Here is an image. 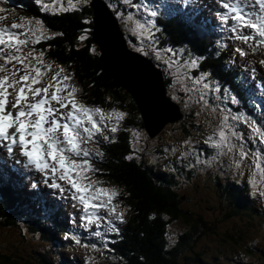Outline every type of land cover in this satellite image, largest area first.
Here are the masks:
<instances>
[{
	"label": "trees",
	"instance_id": "obj_1",
	"mask_svg": "<svg viewBox=\"0 0 264 264\" xmlns=\"http://www.w3.org/2000/svg\"><path fill=\"white\" fill-rule=\"evenodd\" d=\"M169 2L175 0H166L158 7L157 12L155 11L156 16L160 19L163 16L165 19L161 22L164 23L163 31L159 27V32L156 30L157 34H154L159 48L171 49L181 53L183 57L197 60L195 71L205 73L220 85L227 95L233 96L229 104L235 105V108L243 104L249 107V98L252 99L255 93H259V89L258 86L250 84L247 76L238 67L240 64L236 55L239 53L230 54L232 42L227 38V26L195 23L183 11H175L169 16ZM150 4L153 3L149 2L145 7L151 8ZM32 10L34 13L19 12V15L39 20L52 33L32 48L43 52L44 58L58 62L65 69L64 74L70 76L73 86L78 89L76 98L79 103L89 108L119 109L126 114L117 126V132L109 135V140H103L102 137L92 140L91 145L94 144L96 149L95 153L89 156L95 171L88 174L98 178L100 182L114 183L121 189L112 202L123 210V222L118 220L115 226L117 231L106 232V238L102 242L97 240L99 244H104L106 252L113 255L111 264H187V258L190 264H200L203 257L201 255L200 258L193 251V247L198 245L201 237L215 230L212 226L215 223L210 222L209 226L202 214L182 205L183 196L187 199L189 193L182 188L178 180L181 177L189 182L194 175L192 169H188L182 162L170 161L173 168L167 170L165 166L158 168L155 163L137 160L131 156L130 131L133 128L145 129L144 122L135 100L116 82L112 73L100 61L99 48L92 39L93 8L87 2L79 4V7L73 10L59 13L44 12L35 5ZM166 14L169 17H166ZM83 35L85 38L81 40L80 36ZM150 51L148 48L146 53ZM243 52L247 55L255 54L251 49ZM150 57L156 68L167 75L163 81L168 96L167 87L172 77L165 71L164 65L158 61L155 54L152 53ZM256 103L253 102V106ZM259 106L260 104L256 107ZM158 135L159 133L154 137ZM160 148L155 149L163 152ZM97 150L102 156L96 155ZM200 151L211 154L216 150L213 152L206 145L204 149L197 147L195 152ZM246 186V183L239 184L229 175L218 184L220 210L222 211L225 205V218L232 213V216H241L243 213L244 216L250 217L254 214L255 217L259 215L264 218L263 210L257 206L254 196L246 193ZM20 196L22 195L11 187L0 192V226H18L23 223L31 232L39 233L43 237L49 234L50 240L56 232L59 235L70 234V225L67 223L69 217L62 218L67 210H64L65 203L60 196H56L53 201L45 199L46 194L39 192V197L32 204L34 208L27 203L23 206ZM70 219L73 221L72 216ZM48 222L54 229L45 226ZM175 222L182 227L177 230L180 232L175 242L169 244L170 237L177 233L173 229ZM79 231L83 237H88L90 242L95 240V234L88 233L80 225ZM75 236L80 239L77 234ZM222 237L225 238L224 235ZM227 237L232 238L229 235ZM238 241L239 238L236 243ZM250 247L248 246L249 250L253 248ZM42 258L44 257L39 255V264H51L49 260ZM2 262L26 263L18 256H4Z\"/></svg>",
	"mask_w": 264,
	"mask_h": 264
},
{
	"label": "rangeland",
	"instance_id": "obj_2",
	"mask_svg": "<svg viewBox=\"0 0 264 264\" xmlns=\"http://www.w3.org/2000/svg\"><path fill=\"white\" fill-rule=\"evenodd\" d=\"M88 1L92 3L95 2V0H87V2ZM107 1L114 10H118L116 14L118 19L116 18L115 21V15L111 17L109 14H102L98 11L95 16L97 22L99 18L103 20L104 24H110L111 21L114 20L117 24V28L118 26L121 28V30H117L120 32L121 38L119 37V39H123L125 47L131 51L134 50L143 54L144 56L142 57L150 60L153 67L156 68L150 57L152 53L155 54L158 61L164 65L165 71L172 77L167 87L168 96L178 104L179 110H177V112L180 111L178 112L177 120L175 119V121L164 124L162 126L163 128L161 127L162 129L158 132L159 135L157 137H150L144 128L131 129V156L137 160L143 159L149 163H155L158 168L165 166L167 170L173 168V164H171L170 161L182 162L188 169H192L194 175L193 178L190 179L191 181L189 180V182H186L187 180L181 177L179 180L177 179L182 188L189 193L187 199L183 196L182 199L184 200L182 205L186 209L197 211V214H202L207 219L209 226H211L210 222L215 223L212 225L215 227V230L201 237L200 241L197 242L198 245H194L193 247V251L196 252L200 258L201 255L203 257L200 259V264H264V218L259 217V215L255 217L254 214H251L250 217L247 215L244 216L243 213L241 216H232V213L228 218H225V205L221 211L220 194L217 189L218 184H221L222 180L228 175L234 178V181H237L239 184L246 183L248 186L246 193L249 194L253 188L255 189L254 198L256 204L263 210L264 214V196L260 195L261 191H264V125H262L264 119L258 118L257 120L254 112L246 110L244 108L246 105L244 104L240 106L237 104L239 108H234V106L229 104L233 96L227 95V93L220 88L221 86L205 73H203L204 77L201 83H195L196 78L200 77L202 72H196L195 70L197 67L191 69L186 66L191 60L195 59L183 57L181 53H177V51L175 52L171 49L159 48L160 46H158L157 40H155L154 35H152L157 26V20L154 16L155 10L142 13L141 9H137L138 7L143 8L147 6V3L140 1V3H142L140 6H136L137 8L135 9H129L133 8V6H129L132 0ZM142 1L156 4L160 0ZM183 1L184 0H182L181 3H183ZM188 1H190L194 9H200L202 13H197L205 18L203 15V5L197 3V1L201 2V0ZM221 1L223 0H210V2H208L210 6L207 7L212 9L209 12L212 18L219 20V18H222L225 14V9L220 5ZM250 1L252 2L253 13L250 9H247L246 16L248 17L247 13H249L251 15L250 19L255 22L257 16H264V11L260 9L256 0ZM82 3L83 2H80V0H41V3L37 4L42 8L43 5H50L47 10H43L49 13H59L65 11L64 9L68 11L78 8L79 4ZM239 3L241 4L242 2ZM206 4L207 2L205 1V5ZM72 5H76V7ZM245 5H248V3L243 1L242 5L239 6L241 11H245V9L242 8ZM13 14L12 10L10 16H4L10 20L11 25H27V22H31L28 24V27H37L35 25V20L13 17ZM4 20L0 21V25L3 24L2 22ZM162 21L163 20L160 19L157 28L160 27L163 31L164 23L161 24ZM229 24H232L233 28L234 24ZM43 28L46 29L47 36L52 35L44 25ZM246 28L251 29L250 27ZM241 29L242 27H236V31H232L230 39H235L233 35L236 34L237 31L245 34V28L243 27L244 30ZM12 30H16L15 33L22 39L26 38L28 35L24 28H12ZM112 30L115 32H112ZM117 30L108 28L113 39L117 35L119 36ZM39 34V31H37V35ZM246 34L251 35L253 33ZM240 41L241 40H238L236 43V49H255V47H251V44L253 42L257 43L255 40H250L249 45L248 42ZM261 45L263 47L264 43H261ZM235 47L231 48V55L234 53ZM148 48L151 49V51L146 53ZM29 50L33 51L34 56L40 53L34 49H29L28 46L24 47L23 51L27 53ZM126 58L127 61H121L126 68L131 65L135 66L132 64L133 62L129 57ZM42 59L43 64L38 66L45 71V76L38 85L40 87L47 86L44 84H48L51 77L59 71V67L52 61L45 59L44 56ZM236 59L238 62L240 61L241 66H248L250 68L255 67V70H258L256 71L255 77L264 84V50L258 49L257 55L247 57L237 54ZM0 64L4 65V71L0 72V76L8 77L5 81L4 91L5 96L8 97L7 99L10 100L14 97L18 89V85L12 84V71L14 68L20 69L15 77L16 80H19V75H22L24 70L21 65L15 62L5 63V61H2ZM48 65L51 67L47 68ZM131 69L134 68L132 67ZM162 75L163 78L167 76L164 72ZM205 83L209 85L207 89L203 87ZM31 99L34 100V98L31 97L28 102L31 101ZM261 101H264V95H262ZM54 107L59 108L57 105H54ZM102 110L111 112L113 108L112 110ZM117 110L121 111L119 109ZM60 111L63 112V110ZM224 117H227V123L231 131L236 132L239 137L238 139L236 136L231 137L232 141L237 146L232 151H229L227 147L220 150L206 143L209 135L215 136L217 129L220 127L221 120ZM93 119L98 122L99 116L93 115ZM259 121H262V123L260 124ZM104 131L106 135L111 133L108 129H104ZM226 131L228 130L226 129ZM184 141H188L189 143L185 144ZM206 145L211 148V151L214 152L216 150L215 153L207 154L203 151L199 153L195 152L197 147L200 146L204 149ZM158 147H161L160 149L163 152L156 151L155 148ZM238 150L244 152L242 159L240 151ZM181 153L185 154L181 155ZM190 157H194L195 159H191ZM5 160L9 164L14 162L13 158H5ZM253 160L260 164L259 169L256 168ZM42 176H44V174L40 173L38 177L39 181L44 185L48 183L49 186V182L52 180L45 183ZM90 181L95 182V187H104L109 190H115L117 193L121 190L111 182L106 184V182H98L96 180ZM84 182L91 183L87 180ZM61 194L65 195V192H61ZM104 199L106 198L101 197L100 200H93L92 204H98ZM112 204L114 203L112 202ZM87 210H91V212L88 213V211L81 209L77 210V213L80 215L81 223L85 226L87 232L96 235L95 240L93 239V246L82 243L74 236H72L71 239H67L62 235L59 239L57 238V245L50 247L42 235L31 232L24 226H0V264H6L2 262L4 256H18L25 260V264H39V255L48 260H52L51 264H110L113 260V255L110 252H106L103 243L99 244L97 240L102 242L106 238L104 234L109 231L110 226L114 225L116 219L108 212L106 207L98 209L90 207ZM117 211L123 213V210L119 207H117ZM230 211L229 209L228 212ZM92 212H95L99 219L96 220L94 218V222L89 223L86 217ZM72 218L76 220V222L79 220L76 214L72 215ZM109 221H111V225ZM181 227L182 225L179 223L175 222L173 224V229H175L177 233L170 237V240H168L169 244L175 242L180 232L177 230L181 229ZM75 231L80 240H88L87 237L81 235L78 229L75 228ZM97 233H99V235H97ZM223 235L225 238L222 237ZM228 235L232 238H228ZM46 236L49 237L50 235L46 234ZM237 238H239L238 243H236ZM59 244L62 246L66 244L70 249H59ZM248 246H252L253 248L249 250ZM42 253H44V255H42ZM188 253L190 255L192 254L191 252ZM42 259L44 260V258ZM186 261L187 264H190L189 258H187Z\"/></svg>",
	"mask_w": 264,
	"mask_h": 264
},
{
	"label": "snow or ice",
	"instance_id": "obj_3",
	"mask_svg": "<svg viewBox=\"0 0 264 264\" xmlns=\"http://www.w3.org/2000/svg\"><path fill=\"white\" fill-rule=\"evenodd\" d=\"M36 2L39 4L41 0H36ZM80 2L87 3V0H80ZM256 3L264 11V0H256ZM238 5L239 0H236V3L232 5L228 3L222 5L223 8L234 13L231 19L237 23L233 26V31H236V27H250L260 37H264V16H257L255 22L252 19H246ZM72 6L76 7V5ZM49 7L50 5H43L44 10ZM64 10L66 11L67 9ZM4 11V8H0V13ZM228 18V15L225 14L224 19L227 20ZM4 19L5 17L0 15V21ZM35 25L37 26L36 28L28 27L25 24L12 25V28H24L28 35L23 39L16 33L0 26V46H2L0 47V59L6 57L5 63L15 62L21 65L24 70L23 74L19 75V80H16L15 77L20 69L14 68L12 71V84L18 85V91L15 95V102L11 106L13 108L20 106L19 110L15 112L14 119L11 112H5L6 99L4 89L5 81L8 77L0 76V137L7 139L9 137V129L14 127L15 133L19 134L22 154L38 170L44 171L51 168L53 173L59 170V179L66 181L72 189H75L76 193H79L78 199L85 210L90 207L97 209L106 207L114 219L123 222V213L118 212V206L112 204L117 192L104 187H95V182L85 183L84 181L88 172L95 171L88 159L90 149L86 147V144L97 134L103 140H109L110 137L105 134L104 129H108L111 133H116L118 130L117 126L126 114L116 109L106 112L99 107L89 108L79 103L76 98L78 89L69 83L70 76L64 74L65 69L62 67L51 77L47 86H38L45 76V71L38 66L43 64L44 53L40 52L34 56L32 50L24 53L22 47H26L29 42L36 43L48 38L46 29L43 28L39 20L35 21ZM37 31H39V35H37ZM84 38V36H80L81 40ZM236 39L247 42L252 37L237 34ZM260 43H264V40L260 41ZM5 49L9 51L5 52ZM236 51L240 55H244L242 49L237 48ZM186 66L195 69L197 61L191 60ZM50 67V65L47 66V68ZM2 71H4V65L0 64V72ZM203 77L204 74L202 73L200 77L196 78L195 83H201ZM203 87L207 89L209 85L205 83ZM29 95L34 98L35 102L29 103L27 108H25L22 106V101H25ZM37 97L39 98L35 99ZM51 102H56L59 108L54 107ZM233 102H235V99H233ZM60 110H63V112ZM33 114L35 119H29ZM93 115L99 116L98 122L93 119ZM61 118L66 122L61 123ZM85 121H87V127L85 126ZM46 122L49 124L48 127L44 126ZM235 136L236 132L231 131L227 123V117H224L215 136L209 135L206 143L223 150L229 145L231 137ZM26 137H30V139H26ZM15 139V136H12V143H15ZM184 143L187 144L189 142L184 141ZM29 145H31L30 149ZM11 150V145H9V151ZM184 154L181 153V155ZM96 155L102 156V153L97 150ZM241 155H244V153H241ZM49 160L52 161L51 165L48 162ZM57 186L55 183L52 185V187ZM101 197L106 199L101 200L98 204H92L93 200H100ZM86 218L89 223L94 222V218L96 220L99 219L95 212H92ZM109 224L111 225V221H109ZM117 230L114 225L109 227V231Z\"/></svg>",
	"mask_w": 264,
	"mask_h": 264
},
{
	"label": "water",
	"instance_id": "obj_4",
	"mask_svg": "<svg viewBox=\"0 0 264 264\" xmlns=\"http://www.w3.org/2000/svg\"><path fill=\"white\" fill-rule=\"evenodd\" d=\"M101 1L89 2V5L93 8L94 16L92 39L99 48L100 61L112 73L116 82L135 100L147 134L154 137L163 128L164 124L177 120L178 112H180H177L179 106L166 95L162 70L153 67L152 62L139 53L127 49L123 39H119L120 32L117 30L119 28H117L115 22L116 18H114L115 21L112 19L113 21L110 24H104L103 20L97 15L99 18L97 22L95 16L98 11L114 17L106 3L103 0ZM108 28L116 29L119 36L117 35L113 39ZM112 32L115 31L112 30ZM126 57H129L135 66L131 65L126 68L121 62L127 61ZM136 66L140 69L137 74H134L131 71ZM132 67L134 69H131Z\"/></svg>",
	"mask_w": 264,
	"mask_h": 264
},
{
	"label": "clouds",
	"instance_id": "obj_5",
	"mask_svg": "<svg viewBox=\"0 0 264 264\" xmlns=\"http://www.w3.org/2000/svg\"><path fill=\"white\" fill-rule=\"evenodd\" d=\"M236 137H237V139L239 138L237 133H236ZM236 147H237L236 144L232 141V139H230L229 145L227 146V149L229 151H232ZM238 151H240V155H241V153H244L242 150H238ZM242 158H243V155H241V159ZM253 163L256 165L257 169L260 168V164L257 161L253 160ZM249 195L255 196V189L254 188L252 189V191H250ZM260 195L264 196V191H261Z\"/></svg>",
	"mask_w": 264,
	"mask_h": 264
},
{
	"label": "bare ground",
	"instance_id": "obj_6",
	"mask_svg": "<svg viewBox=\"0 0 264 264\" xmlns=\"http://www.w3.org/2000/svg\"><path fill=\"white\" fill-rule=\"evenodd\" d=\"M98 1H101V0H98ZM101 2H102V1H101ZM139 69H140V68H138V66H136L135 69L132 70L131 72L134 73V74H137L138 71H139ZM0 145H2V144H0ZM4 146H5V144H4ZM2 149H3V148H2ZM0 152H1V150H0ZM67 204L71 207L72 204H73V201H69V200H67ZM72 220H73L74 223H77L76 220H74V219H72Z\"/></svg>",
	"mask_w": 264,
	"mask_h": 264
}]
</instances>
